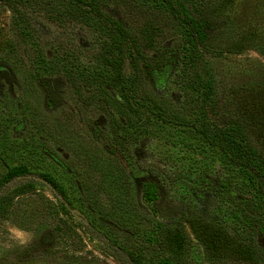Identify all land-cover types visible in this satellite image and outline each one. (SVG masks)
<instances>
[{
    "label": "rangeland",
    "instance_id": "rangeland-1",
    "mask_svg": "<svg viewBox=\"0 0 264 264\" xmlns=\"http://www.w3.org/2000/svg\"><path fill=\"white\" fill-rule=\"evenodd\" d=\"M98 2L137 41L120 54L127 97L93 77L118 53L107 15L68 0L30 3L20 36L14 13L0 3L16 48L10 97L0 102L2 155L52 176L83 217L66 213L49 187L14 196L9 186L0 193V264H121L91 235L102 244L113 239L141 264H264V213L253 211L252 182L202 131L228 133L237 89L264 80V0H172L212 18L204 30L214 51L193 47L165 0ZM205 82L213 97L202 94ZM100 83L105 90L88 97ZM151 181L160 187L155 204L143 196ZM202 221L251 244L254 258L233 248L210 252L194 233ZM13 225L32 234L27 244L6 246ZM175 230L183 235L178 253L166 244Z\"/></svg>",
    "mask_w": 264,
    "mask_h": 264
},
{
    "label": "trees",
    "instance_id": "trees-1",
    "mask_svg": "<svg viewBox=\"0 0 264 264\" xmlns=\"http://www.w3.org/2000/svg\"><path fill=\"white\" fill-rule=\"evenodd\" d=\"M43 0H0V3L8 7L14 13L15 33L13 32L14 24L6 22L0 19V102H4L8 98L9 90L11 86V72L12 66L10 65V59L14 56L15 43L14 34L25 36L23 25L29 19L25 13L27 5L40 4ZM71 5L80 6L81 3L88 6L90 12H93L95 16L107 15L101 9L98 0H68ZM173 6L180 20L185 23L189 29V33L192 36L193 47L202 48L206 51H214L207 46L208 35L204 30V26L212 22L210 16L203 17L198 10L193 14L187 12L185 7L179 2H172V0H165ZM108 16V21L111 23V28L116 33L112 38V46L118 49L117 55L110 62V68L107 70H99L93 74V77L99 79H105L103 84H107L111 87L116 88L120 96L127 97L126 85L129 78L125 77L123 69V61L120 54H122L125 45H131L136 43L131 36V32L128 31L126 26L120 22H116L114 18ZM13 22V21H12ZM9 26L12 27V32L9 30ZM20 27V28H19ZM138 50V48H137ZM44 61L47 64L48 69L53 70L57 67L56 64L51 65L46 57ZM139 70L136 68V74L132 78L133 81L138 80ZM103 84L100 83V87L95 86L88 97H94L100 90H105ZM50 86V99L55 102L58 98L54 92L53 86ZM216 91L214 85L209 82H205L203 95L207 97H213ZM87 104L90 105L87 99ZM217 103V102H216ZM233 110L231 112V125L228 129V133L218 136V132H215L211 136L204 126L203 132L206 134L213 143L218 145L224 155L230 158L235 164L238 171L247 175L252 182V194L251 202L254 212L264 213V80L248 83L242 87H239L232 99ZM214 137L215 138L214 140ZM4 143L0 140V159L5 163V170L0 171V193H5V189L9 186L14 185L12 188L14 196H21L27 193L30 189L35 186L49 187L44 182L35 178H30L29 175H33L29 166L24 163L9 164L6 158L2 155V145ZM38 176L44 177L48 180L57 190V192L63 197L60 198L62 209L69 213V208L65 204L68 202L63 189L58 185L57 181L46 173H39ZM23 179H26L25 181ZM50 188V187H49ZM51 189V188H50ZM52 190V189H51ZM144 200L149 204H155L160 200V187L156 181L148 182L144 189ZM69 203V202H68ZM71 206V204L69 203ZM72 207V206H71ZM4 212L0 210V222L4 218ZM261 223L263 220H261ZM82 225L81 222H78ZM94 230V228H92ZM195 235L203 242L205 247L214 254L223 253L224 251L233 248V251L238 254L244 260H250L254 258L255 249L251 244L238 242L234 240L226 229L221 225L210 224L208 222H198L193 224ZM95 231V230H94ZM92 233H94L92 231ZM182 238L183 235L179 231H172L169 233L166 244L167 247L173 252L178 253L182 249ZM90 241L94 245H99L103 253L114 257L116 261L121 264H141L140 261L134 257L130 252L124 250L123 247L119 246L113 239H106L105 244L97 241L93 235L90 236ZM170 263L169 260L166 264Z\"/></svg>",
    "mask_w": 264,
    "mask_h": 264
},
{
    "label": "clouds",
    "instance_id": "clouds-1",
    "mask_svg": "<svg viewBox=\"0 0 264 264\" xmlns=\"http://www.w3.org/2000/svg\"><path fill=\"white\" fill-rule=\"evenodd\" d=\"M6 223H10V221ZM31 235L30 232L13 225L7 229L6 246H11L12 244L23 246L30 241Z\"/></svg>",
    "mask_w": 264,
    "mask_h": 264
},
{
    "label": "water",
    "instance_id": "water-1",
    "mask_svg": "<svg viewBox=\"0 0 264 264\" xmlns=\"http://www.w3.org/2000/svg\"><path fill=\"white\" fill-rule=\"evenodd\" d=\"M29 177L30 178H35V179H37V180H40V181H42V182H44L46 185H48L62 200H64L63 199V197L57 192V190H56V188L48 181V180H46L44 177H42V176H38V175H29ZM65 204L67 205V207L69 208V210L71 211V213L77 218V219H79V220H83V217H82V215H80V214H78L77 212H76V210L73 208V207H71L70 205H69V203L68 202H65Z\"/></svg>",
    "mask_w": 264,
    "mask_h": 264
}]
</instances>
